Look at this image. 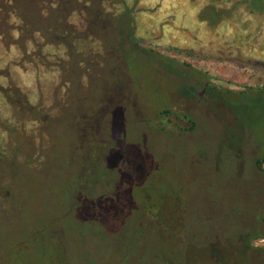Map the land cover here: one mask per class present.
Instances as JSON below:
<instances>
[{
    "label": "rangeland",
    "instance_id": "1",
    "mask_svg": "<svg viewBox=\"0 0 264 264\" xmlns=\"http://www.w3.org/2000/svg\"><path fill=\"white\" fill-rule=\"evenodd\" d=\"M50 2L0 0V37L54 26ZM170 2L61 10L100 47L59 36L65 106L0 126V264H264V12L180 38Z\"/></svg>",
    "mask_w": 264,
    "mask_h": 264
},
{
    "label": "trees",
    "instance_id": "2",
    "mask_svg": "<svg viewBox=\"0 0 264 264\" xmlns=\"http://www.w3.org/2000/svg\"><path fill=\"white\" fill-rule=\"evenodd\" d=\"M91 1L51 0L52 8L55 10L58 7L59 14V17L56 15L54 26L49 25L50 27L44 28L43 25H36L27 36L3 35V38L0 37V126L3 125L4 130L25 134L35 130L36 127L41 128L43 124L38 126L39 121L47 122L54 110L58 111L62 105L65 106L63 98L68 73L61 67L60 62L67 57V45L59 36L69 37V44L74 46V50L80 54H83L85 43L88 44L86 50L91 53L96 45L100 47V41L92 39V33H87V31L79 33L74 26L68 24V20L72 21L74 11L81 10V6L66 13L61 10L66 5L79 3L87 5ZM93 1L97 3V6H105L106 2H109L124 10L126 5L133 6L139 0ZM248 2L258 4L257 7H249V9L264 11L263 0H248ZM7 6L9 9L12 8L10 5ZM150 8L152 7H148ZM52 16L55 18V14ZM80 18L81 16H79L80 24L84 27V21ZM14 19L12 16L10 19L12 23L15 22ZM13 30L17 31V28L14 27ZM46 31L53 34L50 39L46 36ZM160 113L168 114V110H162ZM263 162L264 157L257 158L254 164L259 171L264 173L261 167ZM235 264H243L240 262V257Z\"/></svg>",
    "mask_w": 264,
    "mask_h": 264
},
{
    "label": "flooded vegetation",
    "instance_id": "3",
    "mask_svg": "<svg viewBox=\"0 0 264 264\" xmlns=\"http://www.w3.org/2000/svg\"><path fill=\"white\" fill-rule=\"evenodd\" d=\"M161 1L162 0H155L156 6L160 5ZM168 1H171V2L162 7V12H166V14L171 16L172 21L177 23L176 31L178 30L177 31L179 34L178 37L180 38H190V39L195 38L196 39L198 35L200 34V31L203 32L202 33L203 38H208L210 36L209 34L211 31V26L213 28L219 25L217 23H221L222 19L231 18L234 20L236 18H239V22L242 23L243 20L246 21V20H250L251 18H253L254 14L257 15L258 13L264 12V11L258 12L257 10L249 9V7H254V8L257 7L258 4L248 2V0H203V1L201 0H165V2H168ZM180 3L184 5L185 9L184 8L179 9L176 6ZM263 7H264V0H263ZM169 8L171 10H169ZM187 14H189L192 18V19L190 18V21H188V23L187 21L177 19L178 17L185 16ZM163 18L164 16L162 15L160 23L163 21L162 20ZM236 22H232V23L236 24ZM222 23H227V22L223 21ZM230 27L228 28L226 26L225 27L226 29H224V30H228L227 31L228 33L226 36L229 39H233V38L236 39L235 37V34L237 33L236 29L235 31H232ZM252 31H250L248 34H245L243 38L251 39L253 37V35H251L253 34ZM254 34H256V32H254ZM240 37H242V35H240Z\"/></svg>",
    "mask_w": 264,
    "mask_h": 264
}]
</instances>
